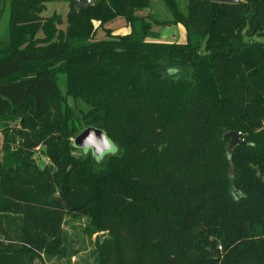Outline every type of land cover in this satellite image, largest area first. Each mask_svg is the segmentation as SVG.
Masks as SVG:
<instances>
[{
    "label": "trees",
    "instance_id": "trees-1",
    "mask_svg": "<svg viewBox=\"0 0 264 264\" xmlns=\"http://www.w3.org/2000/svg\"><path fill=\"white\" fill-rule=\"evenodd\" d=\"M51 1L6 4L0 264H44L72 211L104 235L97 264H264V0H162L164 21L137 14L150 0H67L65 30L41 17ZM116 18L129 33L103 28ZM176 25L184 44L152 30ZM86 128L115 152L72 157ZM228 132L245 142L231 155ZM39 146L52 169L33 166Z\"/></svg>",
    "mask_w": 264,
    "mask_h": 264
},
{
    "label": "rangeland",
    "instance_id": "rangeland-1",
    "mask_svg": "<svg viewBox=\"0 0 264 264\" xmlns=\"http://www.w3.org/2000/svg\"><path fill=\"white\" fill-rule=\"evenodd\" d=\"M10 0H5V5L3 11L0 13V42L7 41L9 37L8 32V19H7V3ZM150 8L145 9L141 12H138L139 15H148L150 14L156 20H166L170 18V15L162 2V0H150ZM180 10L185 12L187 0H176ZM69 10V4L67 0H61L60 2H48L45 4V9L41 13V17H50L52 15H58L62 21L61 25L57 28L60 30H65L66 27V18ZM103 28L109 30L110 36L125 35L129 33V28L125 21L121 18H116L110 23H107ZM152 30L159 33V40L165 43H179L183 41V37L176 29L172 28H162L158 26H153ZM106 33L99 28L96 33V40L105 39ZM41 34L37 35V38H41ZM180 37V38H179ZM257 41L264 43V36ZM61 84V91L64 92L63 81ZM80 106V105H79ZM81 107V106H80ZM85 111L84 108H82ZM77 111L75 110V113ZM8 128L12 130H18L19 126L15 123H7ZM1 149V147H0ZM30 160L34 167L42 171L45 169H52V164L46 154V151L43 147L33 148L31 151ZM105 154L100 160L105 159L110 154ZM72 157L75 159L87 158L90 159L91 151H82L77 149L71 153ZM2 154L0 152V160ZM234 174V166L232 165L228 171V175L232 177ZM63 241L62 246L57 254L54 256L47 257L42 254V260L44 264H97L98 256V245L99 238L103 237V233H100L98 230H95V227L92 225L91 218L80 214L78 212H67L63 227ZM261 233L258 231L255 235V239L258 238Z\"/></svg>",
    "mask_w": 264,
    "mask_h": 264
},
{
    "label": "water",
    "instance_id": "water-1",
    "mask_svg": "<svg viewBox=\"0 0 264 264\" xmlns=\"http://www.w3.org/2000/svg\"><path fill=\"white\" fill-rule=\"evenodd\" d=\"M215 3L220 4H235L239 0H213ZM91 5V0H75V9L82 10ZM224 141L228 140L227 154L231 155L233 149L238 145H243L245 142L240 138L237 132H228L223 138ZM73 146L82 151H91V154L96 159H101L105 154L112 153L114 146L106 138L105 134L96 128H86L80 132L73 139Z\"/></svg>",
    "mask_w": 264,
    "mask_h": 264
},
{
    "label": "crops",
    "instance_id": "crops-1",
    "mask_svg": "<svg viewBox=\"0 0 264 264\" xmlns=\"http://www.w3.org/2000/svg\"><path fill=\"white\" fill-rule=\"evenodd\" d=\"M166 28H172V29H176L177 31H179V33L183 37V39H182L183 41H180L179 44H184L185 43V31H184L182 26L176 25V26H171V27H166Z\"/></svg>",
    "mask_w": 264,
    "mask_h": 264
},
{
    "label": "clouds",
    "instance_id": "clouds-1",
    "mask_svg": "<svg viewBox=\"0 0 264 264\" xmlns=\"http://www.w3.org/2000/svg\"><path fill=\"white\" fill-rule=\"evenodd\" d=\"M170 71H172V70L170 69Z\"/></svg>",
    "mask_w": 264,
    "mask_h": 264
}]
</instances>
